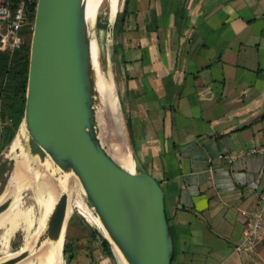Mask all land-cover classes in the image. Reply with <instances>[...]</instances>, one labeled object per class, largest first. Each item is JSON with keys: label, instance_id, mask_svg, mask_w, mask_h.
I'll use <instances>...</instances> for the list:
<instances>
[{"label": "crops", "instance_id": "obj_1", "mask_svg": "<svg viewBox=\"0 0 264 264\" xmlns=\"http://www.w3.org/2000/svg\"><path fill=\"white\" fill-rule=\"evenodd\" d=\"M120 13L117 93L164 190L171 264H264V0H122ZM256 214L260 237L236 250Z\"/></svg>", "mask_w": 264, "mask_h": 264}, {"label": "water", "instance_id": "obj_2", "mask_svg": "<svg viewBox=\"0 0 264 264\" xmlns=\"http://www.w3.org/2000/svg\"><path fill=\"white\" fill-rule=\"evenodd\" d=\"M92 24L86 20L84 0H37L20 122L28 132L27 149L40 162L50 160L79 181L102 236L112 253L118 249L124 264H171L174 246L162 186L141 162L131 139L133 172L114 159L98 132ZM58 194L35 246L59 240L63 232L66 236L67 190ZM12 200L3 198L0 214ZM29 253L20 250L0 258V264H17Z\"/></svg>", "mask_w": 264, "mask_h": 264}, {"label": "rangeland", "instance_id": "obj_3", "mask_svg": "<svg viewBox=\"0 0 264 264\" xmlns=\"http://www.w3.org/2000/svg\"><path fill=\"white\" fill-rule=\"evenodd\" d=\"M121 1L122 0H118L116 17L121 8ZM98 21L107 23L106 27H98ZM113 22L109 20V1L102 0L98 8L96 20L90 27V33L93 41L94 38L97 37L98 46L100 48V53L98 55L99 65L103 74L110 77L114 88V95L117 99L114 110L110 108L105 109L102 103L98 111V120L100 122L98 132L103 144L109 150H111L110 148L112 146L118 144L119 132L115 130L116 121H119L120 134L123 135L124 142H126L128 147L130 146L131 139L126 125L125 114L122 110L120 98L117 93L115 68L112 61L113 33L112 36H109L108 32ZM31 35V28H25L23 31V42L30 43ZM108 72L110 75L107 74ZM17 134H19L18 130L15 132L14 139ZM14 139L9 145L5 146L0 153V202L3 201L2 194L6 191L7 183L10 178L17 177L21 179L23 188L20 190L18 199L11 208L12 210L0 218V258H7L20 251L25 242V238V244L29 242L39 222V216H41L43 208L42 201L47 198L46 194L40 193L38 189L39 185L36 180L30 176L28 171H25L23 156L27 150L24 144L22 143L21 146H13ZM0 146H2V143H0ZM26 153L29 155L28 152ZM43 165L44 164H40L37 161L36 172L38 174L44 171L43 169H45L46 165ZM68 185L72 186L75 192L73 194V200L71 199L70 201V218L67 224L66 236L65 232L63 235L57 264H121L116 256L117 254L115 255L113 253L112 256H109L102 248L98 236V234H103L102 228L98 222L97 215L86 202L79 181L73 176H70ZM57 194L50 202L51 208L57 199ZM51 208H49V210H51ZM66 243L70 245V251L65 254L64 252L62 253V248L63 244L65 245ZM69 256L70 258H68Z\"/></svg>", "mask_w": 264, "mask_h": 264}, {"label": "bare ground", "instance_id": "obj_4", "mask_svg": "<svg viewBox=\"0 0 264 264\" xmlns=\"http://www.w3.org/2000/svg\"><path fill=\"white\" fill-rule=\"evenodd\" d=\"M84 1H85V9H86V20L88 24H92L95 21L98 8L100 7L102 0H84ZM108 1H109V18L111 16V18L113 19L116 13V10H117L118 0H108ZM99 50L100 48L98 46V41L96 37L94 38V41L92 42V62H93L95 76H96V88L99 94V101H100L99 106L97 108V121L100 126V122L98 120V111L100 107L102 106V103H103V106H105V109L110 108L111 110H114L117 99H116V96L114 95V88H113V84H112L110 77H108L107 75H104L100 70L99 57H98L100 53ZM107 74L110 75L109 72ZM115 130L119 132V139L117 140L118 144L115 146H112L110 148L111 149L110 152L112 156L114 157V159L120 165H122V167H124L128 171L133 172L134 168H133L132 160L130 158V152H129L128 146L126 142H124L123 135L120 134L119 121H116ZM18 132L19 134L16 135L13 141V146H21L23 143L24 147L27 150L26 152H28V149H27L28 132L23 122L20 124ZM25 153L23 156V164H24L25 171H28L30 176L34 180H36L37 184L39 185L38 189L40 193L46 194L47 198L44 201H42L43 208H42L41 216H39L40 217L39 222L35 230L33 231L29 242L23 245L21 249V250H29L30 253L26 258H24L17 264H57L58 255H59V251L62 245V239H63L64 232L62 233L59 240H47L46 239L42 241V243L39 246H35V242L37 241L38 237L43 234L46 228L47 219L52 210V208L50 207V202L53 200L58 190L59 192L67 190V194H68V213L67 215L69 217L70 201L71 199L73 200V194L75 192V189L72 186L68 185V180H69L71 173L60 171L55 165H53V163L50 160H45L44 162H40L37 157L35 158V156L30 155L29 152H28L29 155ZM37 161L40 164L46 165L45 169H43L44 171L41 174H38L36 172ZM22 188H23V185H22L21 179H18L17 177L16 178L13 177L8 180L7 189L2 194V197L4 198L5 196H11L13 200L9 208L0 214V218L3 215H5L14 206L15 202L18 199L19 192ZM49 208H51V210H49ZM98 222H99V219H98ZM115 253L119 257L120 261L122 262L120 253L116 247H115ZM122 263L124 264V262Z\"/></svg>", "mask_w": 264, "mask_h": 264}, {"label": "trees", "instance_id": "obj_5", "mask_svg": "<svg viewBox=\"0 0 264 264\" xmlns=\"http://www.w3.org/2000/svg\"><path fill=\"white\" fill-rule=\"evenodd\" d=\"M122 22V13H120V15L118 14L116 17L114 31L119 29V25ZM106 25L107 23L98 21V27L104 28ZM29 55V42H23L12 51L0 50V120L2 123V147L11 143L23 118L28 80ZM126 125L129 130L131 142L134 146L127 119ZM11 210L12 209L7 213ZM98 236L102 248L109 256H112L113 253L109 242L101 234H98ZM69 251L70 245L66 243L64 245V253L66 254ZM68 258H70V256Z\"/></svg>", "mask_w": 264, "mask_h": 264}, {"label": "built area", "instance_id": "obj_6", "mask_svg": "<svg viewBox=\"0 0 264 264\" xmlns=\"http://www.w3.org/2000/svg\"><path fill=\"white\" fill-rule=\"evenodd\" d=\"M36 5L37 0H0V50L12 51L23 43L25 28L33 29ZM259 204L264 206V190L260 194ZM261 229L260 215L256 214L244 229L243 238L235 249H251L260 237Z\"/></svg>", "mask_w": 264, "mask_h": 264}]
</instances>
